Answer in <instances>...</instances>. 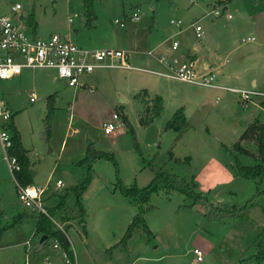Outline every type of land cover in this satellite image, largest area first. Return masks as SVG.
Wrapping results in <instances>:
<instances>
[{
  "label": "rangeland",
  "instance_id": "374dc122",
  "mask_svg": "<svg viewBox=\"0 0 264 264\" xmlns=\"http://www.w3.org/2000/svg\"><path fill=\"white\" fill-rule=\"evenodd\" d=\"M16 4L21 9L13 20L22 16V24L29 33L36 31L37 37L56 33L87 50L121 49L130 54L129 64L159 71L164 70L162 65L146 53L154 48L152 43L176 31L171 20L181 21L182 26L198 20L204 33L200 41L204 61H228L227 65L239 73L249 67L244 76L248 81L256 65V90L264 84L260 70L264 59L248 60L264 49V0H0V13L8 14ZM225 7L231 20L226 15L216 19L211 14L214 9L222 13ZM134 12L139 15L135 22ZM235 25L238 30L232 31ZM187 36L194 41L193 29L175 39L185 43ZM252 37L253 43L243 42ZM211 53L216 57L210 59ZM155 77L126 69H100L92 76V92L69 88L54 70L46 69L24 70L20 77L0 82L22 146L28 152L30 170L37 172L33 184L47 185L43 208L52 213L50 210L64 200L67 213L78 217L71 189L87 176V165L82 161L94 152L106 153L108 158L92 162L94 182L83 192L88 190L86 201L83 194L80 199L90 241L80 244L83 227L77 220L73 228H64L79 264H264V259H257L254 246L264 226V176L244 178L238 165L254 167L255 160L232 149L249 123L254 119L264 123L263 100L253 97L244 104L238 94L175 81L164 86L161 115L141 123L146 97L141 94L135 102L132 96L152 85ZM48 99L52 111L47 140ZM194 101L200 103L198 112L189 105ZM184 104L193 111L185 125L179 130L165 129L173 113L177 108L184 109ZM119 106L128 116L133 133L120 117L113 121ZM104 122L115 123L110 136L102 132ZM61 145L63 154L59 152ZM243 145L256 156L255 143L245 141ZM156 168L188 182L193 179L195 192L208 203L247 207L246 217H209L207 203L162 188L150 194V209L125 198L120 185L144 188ZM59 180L64 185L57 190ZM70 181L72 185L68 186ZM142 209L151 236L138 224L126 245H118ZM35 216L18 201L0 145V264H44L47 259L52 264L71 262L69 257L68 263L63 261L60 249L58 253L53 250L55 238L48 237L40 244L43 235L34 236ZM64 220L57 221L62 224ZM194 249L202 253L203 262H197Z\"/></svg>",
  "mask_w": 264,
  "mask_h": 264
},
{
  "label": "built area",
  "instance_id": "2783aa9c",
  "mask_svg": "<svg viewBox=\"0 0 264 264\" xmlns=\"http://www.w3.org/2000/svg\"><path fill=\"white\" fill-rule=\"evenodd\" d=\"M20 9L21 6L16 4L10 7L8 14L0 13V82L14 80L24 70L46 69L54 70L58 79L64 81L69 88L74 90L88 89V80L96 70L131 69L129 54L123 50H87L56 33L49 35L47 38L37 37L34 30L29 33L28 27L22 24V16H18L17 21L13 20V17L18 15ZM224 13L222 14L217 10L214 11L216 18L226 15L227 19H231L230 15H227L226 12ZM138 18L137 12L132 13L133 22L137 21ZM115 22L117 23V21ZM170 24L176 29L175 34L171 38L170 48L173 52H176L180 48V43L174 37L180 34L185 27L182 26L181 21L171 20ZM123 26V24L120 25V27ZM187 27L193 29L195 39L201 40L203 38V29L198 25L197 21L192 22ZM243 42H254V38H247ZM147 55L155 57L156 61L164 68L163 72L149 71L150 73L189 85L238 94L244 104L251 101L253 97H258L264 102V91L256 89L241 90L222 86L218 83L214 68L200 69L197 60L190 58L181 59L177 56H155L154 50L149 51ZM30 95L33 96V92ZM112 119L115 122L119 120V117L114 113ZM114 122L102 125V132L105 136H110L114 132ZM11 124H13V113L4 98L3 89L0 86V145L4 161L13 177V171H18L19 166L16 163V159L8 155V149L11 147ZM14 183L18 201L27 209H31L36 216L43 214L48 217L59 231L64 233L63 228L43 208V190L34 185L20 186L15 181ZM57 185L61 186L62 183L58 181ZM26 246L29 247L30 243L27 242ZM52 247L54 250L60 249L63 261L69 262L67 253L61 249L58 242H55ZM193 254L197 262H203L202 253L198 249H194ZM44 264L52 263L47 259Z\"/></svg>",
  "mask_w": 264,
  "mask_h": 264
},
{
  "label": "trees",
  "instance_id": "16d2710c",
  "mask_svg": "<svg viewBox=\"0 0 264 264\" xmlns=\"http://www.w3.org/2000/svg\"><path fill=\"white\" fill-rule=\"evenodd\" d=\"M225 2L230 0H224ZM88 15H92L91 12ZM32 28H35L33 23H30ZM144 95L146 99L147 109L145 117L141 118V123L149 122L152 118L157 117L160 115L163 109V101L160 96L147 95L146 91H142L141 93ZM140 93L135 95V98H139ZM51 99V98H50ZM48 99V117L46 118V126L45 130L48 134L47 140L49 139L50 127H49V117L51 115V101ZM261 106L264 108V102L261 103ZM118 117H120L126 127L129 129L131 133H133V129L130 125L128 117L123 112V107L119 106L115 112ZM185 125V116L183 108H179L175 111L171 119L169 120L168 124L166 125L165 129H173L179 130ZM11 132V147L8 149V155L12 156L16 159V163L19 166L18 171H13V179L14 181L20 186H28L33 184L32 172L30 170V163L28 159V152L24 149L21 143L20 134L16 129L14 124L10 126ZM242 141L253 142L257 147V154L254 156V153L251 151L243 148L241 146ZM232 149L239 153L249 157L254 158L255 166L254 167H241L238 165L239 173L247 179H255L256 177H260L261 179L264 176V124L259 120L255 119L252 123H250L244 132L240 135L238 142L232 146ZM108 158V154L94 152L89 158L88 156L82 161V164L87 165V176L81 185L75 186L71 189L73 194L76 197V207L79 211L80 216L83 218L84 210L81 204V196L83 192L88 188L91 180H92V169L91 164L97 158ZM112 159V157H110ZM186 162H189V158L185 159ZM196 183L191 179L189 182L186 181L184 178L170 174L163 168H156L154 170V176L151 182L144 188L138 189L135 187L127 188L120 185L121 193L132 202H138L146 205V209H150L151 206L148 205V200L150 194L153 192L158 191L160 188L166 190L167 192H179L184 194L186 197L192 198L194 202L202 201L207 203L210 208L208 213L209 217L218 216L219 218H230V217H246V209L247 207H238V206H224V205H214L208 203L204 197H202L199 193L195 192ZM145 210H140L139 214H137L131 224L128 226L125 234L123 235L121 241L118 245L125 246L127 240L131 237V233L138 224H141L143 230L151 236L150 231L148 230L143 215ZM49 216H53L52 213H49ZM36 219V228L34 236L42 234L43 236L53 237L60 243L61 247L68 251L67 255L70 257L71 262L74 263V258L69 250L70 244L64 234L56 230L54 224L43 214H39L35 216ZM83 219L80 220V224L83 225ZM255 249L257 251V259L263 260L264 259V226L261 228V231L254 242ZM109 249L108 251H110Z\"/></svg>",
  "mask_w": 264,
  "mask_h": 264
},
{
  "label": "crops",
  "instance_id": "0c3cea01",
  "mask_svg": "<svg viewBox=\"0 0 264 264\" xmlns=\"http://www.w3.org/2000/svg\"><path fill=\"white\" fill-rule=\"evenodd\" d=\"M220 3L222 2H225L224 0H218ZM226 8V7H225ZM227 10V8H226ZM215 11V9H214ZM214 11H212L211 14H213V16L215 15L214 14ZM216 18V17H215ZM248 18V17H247ZM217 19V18H216ZM227 19V18H226ZM232 19V18H231ZM231 19H227V20H231ZM198 22V20H195ZM185 29L178 35H181L182 33H186L187 31L189 32L190 28L187 27V25H184ZM238 30V25H235L233 28H232V31H236ZM36 33V31H35ZM175 34V31L171 32L167 37H165L163 40H158V41H155L154 43V48L152 50H149V51H153L154 50V55L155 56H161V55H164L166 57H173V56H177L181 59H185V58H190V59H193V60H197L199 66L201 67V69H206L208 67H211V68H214L215 72H216V75H217V79H218V83L222 86H225V87H229V88H233V89H241V90H248L249 87L250 89L253 88V89H257L258 87V77L255 75L256 73V65H254V67L252 68V71H254L255 73H252L250 74L251 76L249 77V81L247 80L245 76V73L248 74V72L250 71L249 67H246L244 68L243 70L240 71L239 73V70H235V68L233 66H230L227 65L228 64V61H225V62H207V61H204V56L202 54L203 50H204V45L202 43H200L201 40H197L195 38L194 41H192V38H188L187 36V39L185 40V43H183L182 41L180 42V48L176 51V52H173L170 48V43L172 41V36ZM40 35V34H39ZM42 35V34H41ZM176 35V37L178 36ZM190 36V35H189ZM174 37V39L176 38ZM192 37V36H191ZM194 37V36H193ZM254 38V37H252ZM171 40V41H170ZM254 41H255V38H254ZM253 43V42H251ZM249 43V44H251ZM121 50V49H120ZM149 51H147L146 53H148ZM157 52V54H156ZM128 53V52H127ZM129 54V53H128ZM216 56L214 54H209V58H215ZM156 61L155 57H151ZM256 58H259V59H264V49H259L256 51V55H252L251 58H248V60H252L254 61ZM129 63H130V54H129ZM131 69H127V70H131V71H138V72H143V73H147V74H150L152 76H156L155 78V82L152 83V85L150 86H147L145 89H143L142 91H146L147 95L149 96H153V95H157V96H160L162 98V101H163V105H164V86L166 83H170V82H175L174 80H170V79H167L165 77H162V76H159V75H156V74H153V73H150L149 71H152V72H163L164 70H162L163 67H161V70L162 71H159V70H153V69H144V68H140V67H135L133 65H131ZM164 69V68H163ZM262 69V72L264 73V65L260 68V70ZM23 74V73H22ZM21 74V75H22ZM94 74V73H93ZM244 74V75H243ZM246 74V75H247ZM20 75V76H21ZM19 76V77H20ZM93 76V75H92ZM92 76L89 78L88 80V86L89 88L88 89H85V90H88L90 92H92L93 88H92ZM18 78V77H17ZM16 79V78H15ZM177 82V81H176ZM249 82V86H247V83ZM79 90V89H77ZM76 90V91H77ZM259 90L260 91H264V84L260 85L259 86ZM142 91L140 92V94L142 93ZM221 92H224V91H221ZM31 93V92H30ZM34 93V92H33ZM229 93V92H228ZM139 94V93H138ZM137 95V94H136ZM135 95L132 96L133 100L136 102L138 101L139 98H135L134 97ZM147 99V98H146ZM126 102V101H125ZM128 103V101H127ZM141 103V102H140ZM193 105L194 108L196 109V111H200V103L198 101H194L192 103H189V105ZM142 105V104H141ZM185 105V108L183 109L184 110V116H185V119L189 117V113L190 112H193L192 110L189 111V105L188 104H184ZM164 109V108H163ZM179 109V108H177ZM162 113V111H161ZM160 113V115H161ZM175 113V112H174ZM173 113V114H174ZM194 114V113H193ZM127 116V115H126ZM173 116V115H172ZM128 117V116H127ZM129 120V119H128ZM255 120V119H254ZM105 123V122H104ZM103 123V124H104ZM252 123V122H251ZM263 123V122H262ZM14 124V123H13ZM102 124V125H103ZM250 124V123H249ZM248 124V125H249ZM264 124V123H263ZM247 128V127H246ZM245 128V129H246ZM17 129V128H16ZM244 129V130H245ZM18 130V129H17ZM19 134H20V137H21V133L20 131L18 130ZM244 132V131H243ZM242 132V133H243ZM74 133H78L76 130H74ZM22 139V137H21ZM22 141V140H21ZM245 141H242L241 142V146L243 148H245V146L243 145ZM23 144V142H22ZM63 145V144H62ZM62 145L60 146V149H59V152L63 154V151H62ZM246 149V148H245ZM248 150V149H247ZM55 168V167H54ZM54 168H52V171L50 173V175L48 176V180L50 178V176H52V172L54 171ZM32 172V171H31ZM34 173V172H32ZM11 174V173H10ZM37 175V172L32 174V178L34 179V176ZM12 177V175H11ZM12 180H13V177H12ZM60 181V180H59ZM14 182V180H13ZM94 182V179L91 181V184ZM90 184V185H91ZM15 185V183H14ZM34 185V184H32ZM64 185V182H62V187ZM69 185H72V182L70 181L68 186ZM35 186V185H34ZM57 186V190H59L60 188H58L59 186ZM39 189L43 190L42 192V197L45 193V191L47 190V185H44V186H37ZM90 188V186H89ZM88 188V190H89ZM88 190L83 194V201L85 202L87 198V193H88ZM64 200H62L60 202V204L58 203L55 207L52 208V214H53V219L54 221L57 222L58 225H60L62 228H63V231H64V228H66V230H69L71 228H73V224H75V220H77L78 223H80V220L84 218H82L80 216V214L77 216H71L69 215V213H67V209L65 207V204H64ZM55 216L58 217L59 220H64L62 221V224L61 223H58V219L55 218ZM75 219V220H74ZM77 224V223H76ZM83 227L82 230H83V236L82 237V241L80 242L83 243V244H86L87 242L90 241V232H89V229L86 228V221L84 220L83 221V225L81 226ZM36 228V226H35ZM35 231V230H34ZM64 236L66 237L67 239V236L65 235V231H64ZM45 237V240H47V237L46 236H43ZM44 240V241H45ZM56 240V239H55ZM68 240V239H67ZM43 241V242H44ZM42 242V243H43ZM57 242V240H56ZM69 242V241H68ZM59 243V242H58ZM41 244V243H40ZM70 244V242H69ZM53 245V244H52ZM60 245V243H59ZM61 247V245H60ZM61 249L63 251H65L62 247ZM54 250V249H53ZM72 256H73V260H74V264H79L78 263V256L76 258V251L74 250V247L72 246V244H70V248H69ZM56 253H58L59 250H54ZM62 252V251H61ZM66 253H68V251H65ZM70 258V257H69ZM199 263V262H198ZM69 264H72L71 262Z\"/></svg>",
  "mask_w": 264,
  "mask_h": 264
},
{
  "label": "water",
  "instance_id": "95a60500",
  "mask_svg": "<svg viewBox=\"0 0 264 264\" xmlns=\"http://www.w3.org/2000/svg\"><path fill=\"white\" fill-rule=\"evenodd\" d=\"M225 11H226V8H224V9L222 10V14H223ZM120 100H122V103H125V99L120 98ZM32 174H34V173H32ZM44 240H45V237H42L40 243H42Z\"/></svg>",
  "mask_w": 264,
  "mask_h": 264
}]
</instances>
